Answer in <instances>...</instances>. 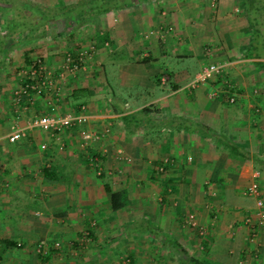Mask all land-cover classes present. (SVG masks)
Returning a JSON list of instances; mask_svg holds the SVG:
<instances>
[{"label": "crops", "instance_id": "crops-1", "mask_svg": "<svg viewBox=\"0 0 264 264\" xmlns=\"http://www.w3.org/2000/svg\"><path fill=\"white\" fill-rule=\"evenodd\" d=\"M90 1L0 0V264H181L176 242L206 264H264V228L249 238L253 199L243 194L258 171L264 198V57L247 56L242 1L127 0L100 10ZM90 42L83 67L56 90L15 102L35 56L56 72L64 52ZM189 55L200 60L194 75ZM208 62L224 67L192 83ZM80 103L89 128L104 131L88 151L73 128L60 150L28 124L53 104L66 112ZM14 126L25 134L11 141ZM190 211L198 226L186 222Z\"/></svg>", "mask_w": 264, "mask_h": 264}, {"label": "built area", "instance_id": "built-area-1", "mask_svg": "<svg viewBox=\"0 0 264 264\" xmlns=\"http://www.w3.org/2000/svg\"><path fill=\"white\" fill-rule=\"evenodd\" d=\"M94 45L89 44L88 49L80 51L77 59H75L68 51L61 60L60 67L55 74L54 71L46 66L43 62L39 66L27 67L24 69L23 75L31 78L33 75H38L35 80L24 82V84L18 86L14 90V99L20 101L22 96H28L30 99L31 91L36 92L56 90L58 87L57 80L65 81L71 74L76 73L84 65L85 56L88 52L93 51ZM39 58V57H38ZM36 58L38 62L40 59ZM224 67L223 63L208 62L204 64L195 77L192 79V83H202L210 80L214 75L222 71ZM57 84V85H56ZM228 100L234 101L235 96L231 94ZM90 115L85 110V105H81L79 108L69 110L66 112L57 111V107L53 104L49 111L43 112L42 114L36 115L32 121L28 124H33L39 128L49 132L58 142V148L64 147V142L61 139L62 133L68 128H74L86 124L89 121ZM107 131V130H105ZM102 132L98 133L95 131L85 132L82 135L89 138H98ZM25 134L24 128L14 126L10 132L8 138L11 141L16 140L21 135ZM93 160L97 162L98 156L93 157ZM259 172L256 171L251 181L244 187L243 194L252 197L253 207L251 212L244 218V222L249 225V238L255 240L260 232V228H264V198L262 196L261 186L258 180ZM186 222L192 226H198L196 222L195 213L193 211L188 212L186 216ZM200 231L202 232L200 227ZM246 260L241 258L239 263H245ZM120 264H128V257H124ZM247 264H252L248 262Z\"/></svg>", "mask_w": 264, "mask_h": 264}, {"label": "trees", "instance_id": "trees-1", "mask_svg": "<svg viewBox=\"0 0 264 264\" xmlns=\"http://www.w3.org/2000/svg\"><path fill=\"white\" fill-rule=\"evenodd\" d=\"M127 0H91L89 2L90 5L93 7H96V9H109L112 8L119 3H125ZM246 4L247 11H254L253 15L251 16L248 12H246V18L248 20L249 25L252 28V33H251V38L250 42L248 45V52L247 56L248 57H264V0H242ZM63 11H67V8ZM90 44L94 45V43ZM75 59H77L78 54L76 52L68 51ZM66 54V52L63 53V56ZM38 56H35L34 59L31 60V63L27 67H33V66H39L41 62H44L40 57V62L36 60ZM258 63L264 68V60H259ZM60 67V65H59ZM59 67H57L55 74L57 73ZM38 77V75H33L31 78L25 76L24 79L25 81H30V80H35ZM35 91V90H34ZM31 94V93H30ZM82 103L78 104L76 108H79ZM149 107V106H148ZM147 106H144V108L141 109V111L149 112L150 109ZM100 133V132H98ZM104 134V131L101 133ZM235 146H231V150H234ZM98 156L100 157L97 153H92L91 159L93 160V157ZM94 161V160H93ZM95 162V161H94ZM96 166H98L99 161L95 162ZM101 165V164H100ZM119 196V192H112L111 194V199H112V204L113 208H118L122 205V203L117 201V198ZM139 225H142L141 222H138V227ZM144 227V226H142ZM175 248L177 249L178 252V260L181 264H206L205 260L202 258H199L197 256L191 255L189 251L181 244L178 242L174 243ZM128 261L130 260L129 256ZM128 264H132L131 261L128 262Z\"/></svg>", "mask_w": 264, "mask_h": 264}, {"label": "rangeland", "instance_id": "rangeland-1", "mask_svg": "<svg viewBox=\"0 0 264 264\" xmlns=\"http://www.w3.org/2000/svg\"><path fill=\"white\" fill-rule=\"evenodd\" d=\"M242 1V0H241ZM242 4H243V9H244V12H245V14H246V12H248L251 16L253 15V12L254 11H247V7H246V4L244 3V2H242ZM94 9H96V7H94ZM28 22V19H26L25 20V22ZM62 39H63V36L61 37ZM171 58V57H170ZM182 61H184L185 63V65H186V63H187V65H188V68L191 70L190 71V75H194V73L196 72V70L198 69V67H199V64H200V60H199V58L198 57H196V56H194V55H189V56H187L186 58H182ZM25 68H27L26 66L24 67V69ZM57 81H60V80H57ZM12 85V84H11ZM89 122V121H88ZM87 122V123H88ZM73 129H75V130H73V131H77L78 132V134H79V138H80V142H81V145L84 147L83 148V151H88L89 149H90V147H91V145L93 144V142H94V138L92 139V138H89V137H84L82 134L83 133H85V132H90V131H94V129H91V128H89V125H87V124H83V125H81V126H77V127H74ZM109 131V133L108 134H110L111 133V128L108 130ZM107 131V132H108ZM65 132H67L66 130L62 133L63 135H64V133ZM64 148L65 147H63L62 149H60V150H64ZM69 148L70 147H68V152H69ZM115 158L117 159V160H119L120 161V159H124V160H127V158H128V155L124 152V151H122V149H117L115 152ZM125 156H126V158H125ZM90 170H92V172L94 173V174H96V175H98V170H102L100 167H97L96 166V164H95V162L93 161V160H91V163H90ZM124 175H122V177H123ZM89 181H91V179H90V177H89ZM117 181V180H116ZM115 181V182H116ZM138 181V180H137ZM141 182V181H140ZM39 247V246H38ZM146 254H148V253H146ZM170 255V254H169ZM144 257V256H143ZM124 258V256L122 257V259ZM142 258V257H141ZM140 264H144L143 262H140Z\"/></svg>", "mask_w": 264, "mask_h": 264}]
</instances>
